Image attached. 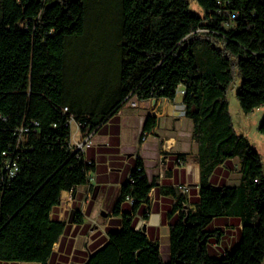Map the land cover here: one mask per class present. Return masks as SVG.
<instances>
[{
    "label": "trees",
    "instance_id": "16d2710c",
    "mask_svg": "<svg viewBox=\"0 0 264 264\" xmlns=\"http://www.w3.org/2000/svg\"><path fill=\"white\" fill-rule=\"evenodd\" d=\"M196 2L204 18L189 0H0V262L50 264L54 256L66 226L52 212L93 170L71 146L70 117L84 134L117 115L131 95L175 101L183 90L202 180L194 210L178 188L161 189L174 199L168 261L132 216L155 185L137 158L114 211L122 216L118 226L80 264L264 263V167L236 133L228 100L240 79L242 111L264 104V0ZM93 10L118 16L116 58L88 69L102 81L83 89L72 81L70 58L89 34ZM157 123L147 118L141 143ZM259 131L264 135V119ZM232 159L240 162V185L214 183V172ZM13 162L18 172L10 178ZM130 201L132 212L122 211ZM230 219L242 226L238 240L217 255L212 246L225 235L218 226Z\"/></svg>",
    "mask_w": 264,
    "mask_h": 264
},
{
    "label": "crops",
    "instance_id": "0c3cea01",
    "mask_svg": "<svg viewBox=\"0 0 264 264\" xmlns=\"http://www.w3.org/2000/svg\"><path fill=\"white\" fill-rule=\"evenodd\" d=\"M182 101V97L176 101L145 100L137 110H126L122 115L109 117L91 132L87 130L83 135L78 133L74 142L88 134L93 136L94 145L84 153V160L93 164V180L72 192L63 193L60 204L54 208L52 216L65 224L66 231L53 247L54 256L50 264H80L106 241L110 228L118 226L122 218L121 215H115L114 211L137 158L143 160L146 176L150 181L154 179L155 185L149 194L150 202L141 204L132 216L137 229L143 232L145 228L144 233L151 241L159 243L160 250L165 243L169 251V216L172 214L174 199L163 195L161 189L166 186H186L188 201L185 207L194 210L202 180L198 161L199 146L192 138L193 122L181 115L177 108V104ZM148 117L157 119V127L141 143ZM150 138H154L156 143L149 144ZM187 138L191 141H187ZM148 152H152V159H149ZM178 154L184 155L183 165H176ZM239 164L238 159L227 161L214 172L212 181L230 186L229 181L235 177V173H241ZM122 211L132 212V203L125 202ZM227 223L225 226L220 225ZM220 224L218 227L224 229L225 235L212 246V251L217 255L233 248L242 227L236 219L224 220ZM234 232L236 237H232L229 243L228 238Z\"/></svg>",
    "mask_w": 264,
    "mask_h": 264
},
{
    "label": "rangeland",
    "instance_id": "374dc122",
    "mask_svg": "<svg viewBox=\"0 0 264 264\" xmlns=\"http://www.w3.org/2000/svg\"><path fill=\"white\" fill-rule=\"evenodd\" d=\"M191 11L196 13L201 18L205 17V13L200 8L196 0H189ZM118 22V16L115 11H91L89 16V34L85 40L76 44L72 49L71 55V69H72V81L83 83L84 87L87 85L94 86L99 84L101 74H92L88 69L103 68L105 64L116 58V23ZM80 69V73L77 74L75 69ZM89 71V74L87 72ZM75 73V74H74ZM86 83H88L86 85ZM241 84L240 79H236L235 83L228 90V100L230 103V112L233 119L235 131L238 135L244 136L249 141L251 147L257 151L260 155L263 167H264V135L260 133L259 127L264 119V104L256 108L249 114H245L240 106L237 98V92ZM181 114V112H180ZM172 124V123H170ZM170 127V126H169ZM187 126L184 127V130ZM71 133L73 140L78 138V127L76 124H72ZM187 141H191L187 138ZM74 143V142H73ZM156 143L154 138H150L149 144ZM149 159H152V152ZM152 161V160H149ZM237 163V161H236ZM240 166V164H239ZM242 173H235V177H232L229 181V185L237 187L240 185ZM232 237H236V232L231 234L228 238V242L231 243ZM162 258L165 263L169 259L168 244L163 243L161 248ZM264 264V263H263Z\"/></svg>",
    "mask_w": 264,
    "mask_h": 264
},
{
    "label": "built area",
    "instance_id": "2783aa9c",
    "mask_svg": "<svg viewBox=\"0 0 264 264\" xmlns=\"http://www.w3.org/2000/svg\"><path fill=\"white\" fill-rule=\"evenodd\" d=\"M185 95V91L183 90H180L178 91L177 93V98L178 97H183ZM176 98V99H177ZM150 100H155V99H150ZM176 101V100H175ZM143 101L139 99V97L137 95H131L130 97H128L125 101V103L123 104L122 108L118 111V115H122L124 113V111L126 110H137L140 108L141 106V103ZM177 108L180 110L181 112V115H185V105L182 103L180 104H177ZM68 112V109L65 108L64 109V113H67ZM72 124H76L77 127H78V132L79 133H82L81 130H80V126L79 124L75 121L74 117H70L69 119V125L70 127L72 126ZM28 132V130H21L20 132ZM83 135V133H82ZM73 141V138H72V133H71V146L74 150L75 153H78L79 155H82L84 156V153H85V150L94 145V141H93V136L91 134H88L86 135V137H83L81 139H79L77 142H74ZM171 144L169 143L168 146L169 148H171L170 146ZM88 163V162H87ZM88 164H91V163H88ZM184 162L181 160V159H177L176 160V165H183ZM7 170H8V176L10 178H14L18 172V165L16 162H13V163H10L9 166L7 167ZM88 180H89V183L93 180L92 178V173H90L88 175ZM258 182V181H256ZM183 194H187L188 193V189L186 186H178L177 187ZM131 202V201H130ZM1 204V203H0Z\"/></svg>",
    "mask_w": 264,
    "mask_h": 264
},
{
    "label": "water",
    "instance_id": "95a60500",
    "mask_svg": "<svg viewBox=\"0 0 264 264\" xmlns=\"http://www.w3.org/2000/svg\"><path fill=\"white\" fill-rule=\"evenodd\" d=\"M145 230H146V229L144 228V229H143V232H145ZM95 253H96V252L91 253L90 256H89V258L93 257V255H94Z\"/></svg>",
    "mask_w": 264,
    "mask_h": 264
}]
</instances>
